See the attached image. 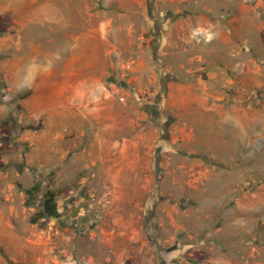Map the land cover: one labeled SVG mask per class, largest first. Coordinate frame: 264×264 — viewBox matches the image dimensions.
Returning a JSON list of instances; mask_svg holds the SVG:
<instances>
[{
    "label": "rangeland",
    "instance_id": "1",
    "mask_svg": "<svg viewBox=\"0 0 264 264\" xmlns=\"http://www.w3.org/2000/svg\"><path fill=\"white\" fill-rule=\"evenodd\" d=\"M0 264H264V0H0Z\"/></svg>",
    "mask_w": 264,
    "mask_h": 264
},
{
    "label": "trees",
    "instance_id": "2",
    "mask_svg": "<svg viewBox=\"0 0 264 264\" xmlns=\"http://www.w3.org/2000/svg\"><path fill=\"white\" fill-rule=\"evenodd\" d=\"M40 191L39 184H33L29 188H24L23 192L26 198L31 201H35ZM59 192L53 189H46L39 198L40 206L31 214L29 222L31 224H37L42 220L57 219L60 217V211L58 209L57 197Z\"/></svg>",
    "mask_w": 264,
    "mask_h": 264
}]
</instances>
